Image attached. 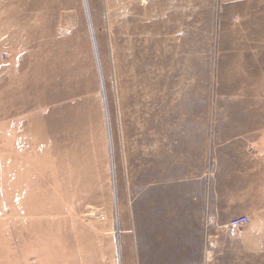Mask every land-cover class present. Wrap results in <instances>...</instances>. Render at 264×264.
<instances>
[{
    "label": "rangeland",
    "instance_id": "obj_1",
    "mask_svg": "<svg viewBox=\"0 0 264 264\" xmlns=\"http://www.w3.org/2000/svg\"><path fill=\"white\" fill-rule=\"evenodd\" d=\"M148 1L0 0V264H264V0Z\"/></svg>",
    "mask_w": 264,
    "mask_h": 264
},
{
    "label": "built area",
    "instance_id": "obj_2",
    "mask_svg": "<svg viewBox=\"0 0 264 264\" xmlns=\"http://www.w3.org/2000/svg\"><path fill=\"white\" fill-rule=\"evenodd\" d=\"M246 217H238L232 219L226 226V232L230 236H234L239 231V228L247 223Z\"/></svg>",
    "mask_w": 264,
    "mask_h": 264
},
{
    "label": "crops",
    "instance_id": "obj_3",
    "mask_svg": "<svg viewBox=\"0 0 264 264\" xmlns=\"http://www.w3.org/2000/svg\"><path fill=\"white\" fill-rule=\"evenodd\" d=\"M150 1V2H149ZM148 2L151 3V7L152 8H157V9H161L163 6H161V3H164V8L166 9H173L175 8V2L177 0H149ZM143 163V162H142ZM144 175V174H143ZM144 178H146V176L144 175ZM144 181V180H143ZM212 201V200H211ZM212 207V206H210ZM215 207V206H214ZM212 209V208H211ZM213 210V209H212ZM223 215H227L229 216L230 213L229 211H227L226 213H223ZM236 215V214H233Z\"/></svg>",
    "mask_w": 264,
    "mask_h": 264
}]
</instances>
